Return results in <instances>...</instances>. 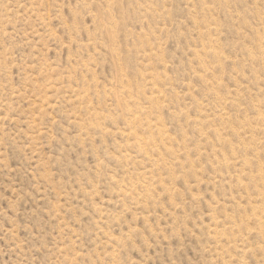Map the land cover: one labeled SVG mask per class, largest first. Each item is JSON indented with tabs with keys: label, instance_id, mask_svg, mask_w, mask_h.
Listing matches in <instances>:
<instances>
[{
	"label": "rangeland",
	"instance_id": "1",
	"mask_svg": "<svg viewBox=\"0 0 264 264\" xmlns=\"http://www.w3.org/2000/svg\"><path fill=\"white\" fill-rule=\"evenodd\" d=\"M0 264H264V0H0Z\"/></svg>",
	"mask_w": 264,
	"mask_h": 264
}]
</instances>
